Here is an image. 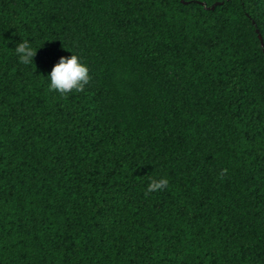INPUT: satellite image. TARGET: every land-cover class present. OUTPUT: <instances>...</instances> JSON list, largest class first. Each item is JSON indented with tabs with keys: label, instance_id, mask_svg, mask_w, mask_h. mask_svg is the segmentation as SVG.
Listing matches in <instances>:
<instances>
[{
	"label": "trees",
	"instance_id": "trees-1",
	"mask_svg": "<svg viewBox=\"0 0 264 264\" xmlns=\"http://www.w3.org/2000/svg\"><path fill=\"white\" fill-rule=\"evenodd\" d=\"M258 34L264 0H0V264H264Z\"/></svg>",
	"mask_w": 264,
	"mask_h": 264
},
{
	"label": "clouds",
	"instance_id": "clouds-1",
	"mask_svg": "<svg viewBox=\"0 0 264 264\" xmlns=\"http://www.w3.org/2000/svg\"><path fill=\"white\" fill-rule=\"evenodd\" d=\"M14 52L19 57L20 63L30 65L37 54V49H34L28 40H23L16 46ZM89 73L88 66L82 62L78 55L72 54L70 57H60L47 78L50 81L49 91L57 92L61 97H67L73 92H83L91 81ZM227 172L228 169H222L218 174V179L222 180ZM168 184L169 181L165 177L152 178L147 186L145 196L153 192L163 191L168 187Z\"/></svg>",
	"mask_w": 264,
	"mask_h": 264
},
{
	"label": "water",
	"instance_id": "water-1",
	"mask_svg": "<svg viewBox=\"0 0 264 264\" xmlns=\"http://www.w3.org/2000/svg\"><path fill=\"white\" fill-rule=\"evenodd\" d=\"M258 37H259V39H260V44H261V46L262 45H264V42H262V40H261V36L258 34Z\"/></svg>",
	"mask_w": 264,
	"mask_h": 264
}]
</instances>
